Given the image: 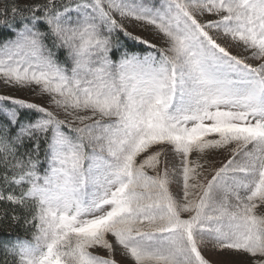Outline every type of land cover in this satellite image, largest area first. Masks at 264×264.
<instances>
[{"label": "snow or ice", "instance_id": "snow-or-ice-1", "mask_svg": "<svg viewBox=\"0 0 264 264\" xmlns=\"http://www.w3.org/2000/svg\"><path fill=\"white\" fill-rule=\"evenodd\" d=\"M0 89V264H264V0H0Z\"/></svg>", "mask_w": 264, "mask_h": 264}, {"label": "trees", "instance_id": "trees-1", "mask_svg": "<svg viewBox=\"0 0 264 264\" xmlns=\"http://www.w3.org/2000/svg\"><path fill=\"white\" fill-rule=\"evenodd\" d=\"M17 233H13V235H16ZM19 235H21V237H23V233L22 232H20L19 233ZM4 237H6V233H2V232H0V238H4Z\"/></svg>", "mask_w": 264, "mask_h": 264}, {"label": "rangeland", "instance_id": "rangeland-1", "mask_svg": "<svg viewBox=\"0 0 264 264\" xmlns=\"http://www.w3.org/2000/svg\"><path fill=\"white\" fill-rule=\"evenodd\" d=\"M0 91H3V90L0 89ZM13 94H15V95H23V94H21V93H13Z\"/></svg>", "mask_w": 264, "mask_h": 264}]
</instances>
